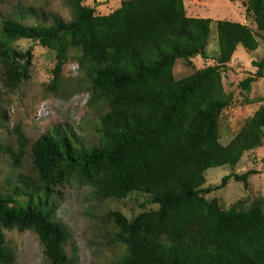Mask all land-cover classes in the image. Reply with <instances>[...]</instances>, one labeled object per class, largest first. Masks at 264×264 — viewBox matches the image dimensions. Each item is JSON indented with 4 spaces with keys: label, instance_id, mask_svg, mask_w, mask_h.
<instances>
[{
    "label": "trees",
    "instance_id": "16d2710c",
    "mask_svg": "<svg viewBox=\"0 0 264 264\" xmlns=\"http://www.w3.org/2000/svg\"><path fill=\"white\" fill-rule=\"evenodd\" d=\"M85 1L99 0H64L71 15L65 22L22 2L4 12L0 0L5 87L18 89L29 78L31 52L17 51L13 43L33 41L56 61L45 92H61L73 50L82 73L76 87L88 90V105H98L95 144L86 146L60 128L30 140L17 125L11 144L0 145L12 169L26 158L31 171L0 186V264L15 261L7 230L32 231L47 264H77L72 233L56 217V190L72 182L88 187L99 205L142 198L141 212L131 220L120 211L104 213L107 235L123 251L114 264H264V199L237 200L225 209L206 197L229 182L248 189L256 175L236 169L263 145L264 105L227 145L219 140V119L234 101L222 76L237 47L255 52L264 42V0L246 3L254 30L217 21L215 64L181 79L173 74L178 62L193 68L192 59H206L210 19L187 17L183 0H110L119 8L106 16H96ZM252 65L254 75L238 84L245 94L264 80V57ZM0 119L3 125L6 116ZM224 166L230 173L206 186V172Z\"/></svg>",
    "mask_w": 264,
    "mask_h": 264
},
{
    "label": "rangeland",
    "instance_id": "374dc122",
    "mask_svg": "<svg viewBox=\"0 0 264 264\" xmlns=\"http://www.w3.org/2000/svg\"><path fill=\"white\" fill-rule=\"evenodd\" d=\"M3 11H10L16 2H22L47 13L58 14L65 22L71 20L70 10L64 0H3ZM248 0H183L187 17L211 20V34L206 47V59L194 58L193 68L183 62H178L173 68L176 79H181L199 70L215 64L217 54L216 22L227 20L246 25L254 30L253 18L246 13ZM83 5L90 7L96 16H106L119 8L118 1L99 0L97 3L85 1ZM255 52L245 50L241 45L236 49L230 64L225 68L223 86L226 92L232 93L234 101L219 119V140L227 145L260 106L264 105V80L257 79L251 85L250 93H243L238 84L254 75L253 62L264 57V42ZM17 51L30 50L31 66L28 68L29 78L23 81L18 89L10 90L5 87L0 72V145H10L11 130L20 125L23 133L30 140L51 132L56 128L68 130L77 138L82 139L87 146L96 143L95 126L98 116V105H88L90 93L87 89L76 87V80L82 77L76 63V55L70 51L67 63L62 70V89L59 94L44 91L52 80L55 67L54 55L38 42L20 40L13 43ZM1 69V65H0ZM1 71V70H0ZM247 100V101H246ZM264 135V134H263ZM256 159L250 161V155ZM254 154H245L238 174L254 169L256 175L250 178L248 189L242 185L229 182L222 190L207 195V199H217L222 208H228L237 200L245 198L264 199V141L261 148ZM10 156L0 153V186L10 177L16 179L19 173L31 175L28 159L24 158L19 169H12ZM227 166L211 169L206 172V186L219 183L222 177L228 175ZM205 186V187H206ZM58 209L56 217L69 227L72 233V243L78 250L77 264H114L122 254V249L116 247L110 235V226L104 219L108 210L120 211L127 219H133L141 212L139 206L142 198L132 195L120 201H108L99 205L86 186L75 182L57 188ZM155 209V206H148ZM7 244L13 250V264H47L42 247L37 236L32 231H4ZM69 250V249H68Z\"/></svg>",
    "mask_w": 264,
    "mask_h": 264
}]
</instances>
